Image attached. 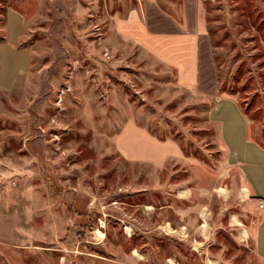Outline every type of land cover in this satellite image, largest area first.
<instances>
[{
	"label": "rangeland",
	"instance_id": "rangeland-1",
	"mask_svg": "<svg viewBox=\"0 0 264 264\" xmlns=\"http://www.w3.org/2000/svg\"><path fill=\"white\" fill-rule=\"evenodd\" d=\"M186 13L206 38L198 90L119 29L149 17L172 30L163 17L182 23ZM3 44L28 49L30 61L0 98V264H264L241 236L255 212L233 201L238 224L222 213L224 190L207 198L227 173L210 93L240 103L251 137L264 131V0H0ZM128 122L176 140L189 161H125ZM188 203L197 213L210 205L203 246L194 231L164 227Z\"/></svg>",
	"mask_w": 264,
	"mask_h": 264
},
{
	"label": "crops",
	"instance_id": "crops-1",
	"mask_svg": "<svg viewBox=\"0 0 264 264\" xmlns=\"http://www.w3.org/2000/svg\"><path fill=\"white\" fill-rule=\"evenodd\" d=\"M185 15L182 23L173 17H163L166 22L173 25L172 30L156 28L149 17L121 21L119 29L134 38L138 45L166 67L173 69L182 87L198 90L202 84L201 45L206 38L197 22L195 23L192 17H188L187 13ZM20 17L16 13L11 15L9 20L11 23H17L21 21ZM19 37L16 34H10V43L18 41ZM29 61L28 49L18 50L11 44L1 46L0 98L2 93H9L15 88L20 75L28 69ZM209 96L212 103L208 110V117L209 121L219 129L222 165H226L227 173L222 184L214 189H207L211 194L207 198L208 201L212 199L214 193L211 191L224 190L222 200L227 208L222 213L223 215L226 213L239 215V217H233L238 224L243 222L241 220L243 216L240 209L233 208V201L238 203L237 206L241 205L245 211L250 208L251 212H255L258 216L257 224L251 228L244 224L245 228L241 236L243 239L253 238L255 253L264 262V208H260L258 202L264 201V145L250 136V121L235 98L218 95L217 92H211ZM118 151L129 163L161 166L172 161H189L179 142L160 139L146 127L135 122L126 123L120 131ZM199 190L204 192L201 196L206 200V186H202ZM193 191H195L194 185L185 186L177 196L183 202L191 201ZM209 206V204H203L200 212L197 213L196 209L188 203L185 208L178 210L177 216L180 223L176 225L175 221L167 220L164 227L169 226L174 232L180 231V234L194 231V241L203 246L206 242V228L208 225L211 227L212 217ZM166 207L172 208L170 204ZM158 228H161L160 224ZM209 262L213 261L209 260Z\"/></svg>",
	"mask_w": 264,
	"mask_h": 264
},
{
	"label": "trees",
	"instance_id": "trees-1",
	"mask_svg": "<svg viewBox=\"0 0 264 264\" xmlns=\"http://www.w3.org/2000/svg\"><path fill=\"white\" fill-rule=\"evenodd\" d=\"M242 107V106H241ZM245 115L247 116L248 120L250 121V116L248 115V113L246 112V110L242 107ZM251 122V121H250ZM254 140L260 142L262 145H264V131H260L259 133H257L254 137Z\"/></svg>",
	"mask_w": 264,
	"mask_h": 264
},
{
	"label": "built area",
	"instance_id": "built-area-1",
	"mask_svg": "<svg viewBox=\"0 0 264 264\" xmlns=\"http://www.w3.org/2000/svg\"><path fill=\"white\" fill-rule=\"evenodd\" d=\"M258 202H259V206H260V208H264V201L259 200Z\"/></svg>",
	"mask_w": 264,
	"mask_h": 264
},
{
	"label": "bare ground",
	"instance_id": "bare-ground-1",
	"mask_svg": "<svg viewBox=\"0 0 264 264\" xmlns=\"http://www.w3.org/2000/svg\"><path fill=\"white\" fill-rule=\"evenodd\" d=\"M245 194V193H244ZM100 234H102V236H105V234L103 232H100ZM211 262V261H210ZM213 264V263H212Z\"/></svg>",
	"mask_w": 264,
	"mask_h": 264
}]
</instances>
